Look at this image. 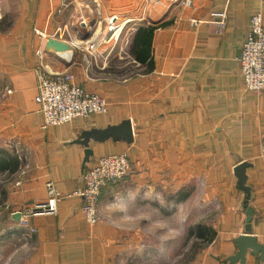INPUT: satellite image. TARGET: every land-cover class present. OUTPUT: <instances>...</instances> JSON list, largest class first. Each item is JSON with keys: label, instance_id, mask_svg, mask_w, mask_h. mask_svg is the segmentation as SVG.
<instances>
[{"label": "crops", "instance_id": "0c3cea01", "mask_svg": "<svg viewBox=\"0 0 264 264\" xmlns=\"http://www.w3.org/2000/svg\"><path fill=\"white\" fill-rule=\"evenodd\" d=\"M182 1L1 2L0 148L20 164L0 174V264H129L130 257L139 258L147 214L160 218V211L146 214L134 194L111 203L108 184L101 190L99 220L91 224L75 193L84 159L81 133L124 119H130L132 141L90 138L93 153L85 168L99 156L126 153L127 189L175 192L190 184L186 203H217L215 238L189 264H227L237 250L234 238L245 232L246 213L233 168L242 161L250 163L251 233L264 244V91L246 87L237 59L250 15L260 11L264 25V0ZM112 14L127 23L117 39L89 53L88 43ZM163 22L153 32L151 69L132 56L135 73L124 75L108 64L126 53L137 27ZM48 37L71 49H48ZM40 64L70 72L85 90L106 99L107 111L43 128L34 99ZM6 173L10 178H2ZM49 180L60 193L56 211L35 209L24 222L26 208L47 202ZM166 232H173L171 226ZM246 258L245 264H264L250 252Z\"/></svg>", "mask_w": 264, "mask_h": 264}, {"label": "built area", "instance_id": "2783aa9c", "mask_svg": "<svg viewBox=\"0 0 264 264\" xmlns=\"http://www.w3.org/2000/svg\"><path fill=\"white\" fill-rule=\"evenodd\" d=\"M2 1L0 0V4ZM182 2L187 5L191 3V0ZM221 16L224 18V13ZM104 20L105 24L97 34L98 36L87 45L91 54L96 52L100 44L117 39L122 27L128 21V19L120 20L116 14L110 15ZM37 54L41 58V52L37 51ZM237 59L246 87L255 91H264V25L260 11L252 13L249 17L247 35ZM40 67L36 71L37 93L34 99L39 104L43 128L67 123L76 117L107 111L106 99L95 92L85 90L81 84L75 82L70 72H53L45 64L42 66L40 64ZM130 169L131 163L126 153L99 156L84 169L81 185L75 190V193L82 200V212L88 223L94 224L99 220L98 205L102 188L125 179ZM46 190L49 197L47 202L26 208L23 211L24 222L29 215L34 213L36 207H38L37 210L45 212L56 211L60 193L50 180L46 182ZM33 230L31 229V231Z\"/></svg>", "mask_w": 264, "mask_h": 264}, {"label": "rangeland", "instance_id": "374dc122", "mask_svg": "<svg viewBox=\"0 0 264 264\" xmlns=\"http://www.w3.org/2000/svg\"><path fill=\"white\" fill-rule=\"evenodd\" d=\"M104 44L108 45L109 42ZM127 46L126 53L123 52L120 59L110 58L111 62L106 60L108 64L113 65L116 72L121 71L124 75L137 71L136 62L131 61L130 46ZM18 161L20 164L19 159ZM2 172L4 170L0 171L1 175ZM2 178H10L9 173ZM111 186L107 195L111 203L115 204L119 197L134 194V204L138 208L144 206L146 214L152 215L153 212L160 211V218L147 214L144 249L140 250L139 258L130 257L129 264H189L195 254L215 238L213 223L217 218V209H215L217 203L201 200L186 203L190 195L186 199L176 201L174 192L165 189L154 188L148 193L142 189L141 191L130 189L131 185L127 189L124 179L112 183ZM189 186L192 187L190 184L183 187ZM157 226L162 228L160 233L154 230ZM170 226L172 233L166 232Z\"/></svg>", "mask_w": 264, "mask_h": 264}, {"label": "water", "instance_id": "95a60500", "mask_svg": "<svg viewBox=\"0 0 264 264\" xmlns=\"http://www.w3.org/2000/svg\"><path fill=\"white\" fill-rule=\"evenodd\" d=\"M46 47L48 49L56 51H67L71 47L68 43L55 39L53 37H48L46 40ZM112 137L114 140L123 139L127 142H131L133 139L132 126L130 119H124L121 123L117 125L107 126L105 129H90L85 130L81 133V139L77 140L85 146L84 149V159L82 161L81 176L85 169L86 163L89 161L93 150L88 147V141L90 138L98 141H102L106 138ZM249 162L242 161L238 163L234 168V174L237 177L236 186L240 191H243V207L245 208L246 219L244 229L245 232L238 234L234 238V242L237 250L235 253L227 257V264H235L239 262L240 264L246 263L247 252L253 255H257L261 261L264 262V244L257 240V237L251 233V219L254 213L253 207L249 204L251 197L250 187L246 184V167L249 166ZM38 209V207H36Z\"/></svg>", "mask_w": 264, "mask_h": 264}, {"label": "trees", "instance_id": "16d2710c", "mask_svg": "<svg viewBox=\"0 0 264 264\" xmlns=\"http://www.w3.org/2000/svg\"><path fill=\"white\" fill-rule=\"evenodd\" d=\"M165 24V22L160 24H147L140 25L134 31L131 42H130V53L133 59L144 65L147 70L153 67V57H152V37L155 28ZM19 164L16 156L11 155L6 150L0 148V171L3 170H15ZM193 187H181L176 190L173 195L176 201L186 199ZM214 230V229H213ZM215 232V231H214Z\"/></svg>", "mask_w": 264, "mask_h": 264}, {"label": "bare ground", "instance_id": "6f19581e", "mask_svg": "<svg viewBox=\"0 0 264 264\" xmlns=\"http://www.w3.org/2000/svg\"><path fill=\"white\" fill-rule=\"evenodd\" d=\"M100 31V30H99ZM99 31H97V32H99Z\"/></svg>", "mask_w": 264, "mask_h": 264}]
</instances>
